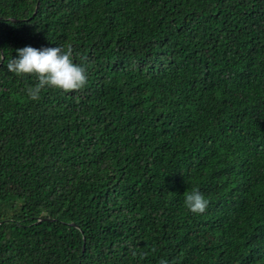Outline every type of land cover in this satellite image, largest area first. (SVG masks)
Returning a JSON list of instances; mask_svg holds the SVG:
<instances>
[{
	"label": "trees",
	"instance_id": "trees-1",
	"mask_svg": "<svg viewBox=\"0 0 264 264\" xmlns=\"http://www.w3.org/2000/svg\"><path fill=\"white\" fill-rule=\"evenodd\" d=\"M55 45L86 86L29 100ZM161 259L264 264V0H0V264Z\"/></svg>",
	"mask_w": 264,
	"mask_h": 264
},
{
	"label": "clouds",
	"instance_id": "clouds-1",
	"mask_svg": "<svg viewBox=\"0 0 264 264\" xmlns=\"http://www.w3.org/2000/svg\"><path fill=\"white\" fill-rule=\"evenodd\" d=\"M3 65L7 73L34 79V83L24 89L26 98L33 101L40 98L42 90L67 93L80 90L87 83L86 68L83 63L75 62L70 46L20 47ZM207 205L208 199L197 188L184 192L183 207L188 212L203 213ZM160 264L166 261L161 259Z\"/></svg>",
	"mask_w": 264,
	"mask_h": 264
}]
</instances>
